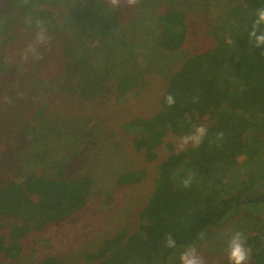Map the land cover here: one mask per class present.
<instances>
[{
  "label": "trees",
  "instance_id": "obj_1",
  "mask_svg": "<svg viewBox=\"0 0 264 264\" xmlns=\"http://www.w3.org/2000/svg\"><path fill=\"white\" fill-rule=\"evenodd\" d=\"M49 1L28 4L27 9L23 1L19 4V0H12L7 13L20 5L23 13L19 12L14 22L24 28L26 36H31L32 26L22 24ZM90 1L66 0L65 3L76 10ZM176 1L179 5H175ZM225 1V13L212 30L211 44L188 53L168 73L159 110L152 115L136 116L127 123L134 147L148 161L157 159L159 146L165 144L171 151L160 163L155 189L139 213L140 227L136 231L122 228L105 238L96 251L86 255L89 261L180 264L179 255L186 247L215 241L226 232V227L238 221L251 229L246 240L250 249L248 264H264V192H259L257 186L263 183L264 187V171L250 169L239 183L229 181L232 174L229 170L240 165L243 157L264 166V46H256L246 32L256 9L264 7V0ZM100 2L96 6L98 10L109 9L105 0ZM168 2L172 5L167 7ZM120 7L122 15L129 12L131 21L138 12L146 11L152 32L150 40L163 53L184 48L191 26L202 23L192 20L191 13L179 0H164L160 7L156 5L155 13L153 3L139 11L133 10L135 5ZM164 7L167 8L160 11ZM81 27L78 19L71 16L60 17L58 25L48 27L54 54H61L64 60V82L51 89L59 86L62 91L81 94L83 105L89 107L93 103L103 106L112 96L129 93L140 83L145 84L147 74L142 81L131 70V60L140 54L146 58L149 52H134L130 43L124 47L129 51L125 58L110 56L106 52L111 48L119 51L124 38L104 39L98 44L97 40L76 43L74 33ZM203 28L202 25L198 35ZM122 29L116 31L124 33ZM87 52H90L88 57ZM66 74L70 76L68 80ZM169 93L176 101L171 107L165 103ZM196 125L208 130L198 148L190 146L175 152L173 144L165 142L168 134L184 136ZM218 132L224 133L222 139L217 138ZM55 166L58 167L54 174L22 169L21 180L11 178L0 182V264L23 254L31 232L74 221L86 206L92 193V176L67 178L65 168ZM188 175L193 176V182L190 188H184L181 180ZM141 176L136 171L125 172L119 176L118 183L131 185L140 181ZM201 233L205 234L203 240L198 239ZM168 234L176 239L175 249L166 247ZM39 264L59 262L47 257ZM223 264L231 261L224 260Z\"/></svg>",
  "mask_w": 264,
  "mask_h": 264
},
{
  "label": "rangeland",
  "instance_id": "obj_2",
  "mask_svg": "<svg viewBox=\"0 0 264 264\" xmlns=\"http://www.w3.org/2000/svg\"><path fill=\"white\" fill-rule=\"evenodd\" d=\"M19 1V4L24 2ZM44 1L27 0L25 8L28 4ZM65 1L50 0L44 8L32 14L31 36H26L24 28L14 22L19 12L23 13L19 4L18 9L13 8L11 13L6 12L0 17V182L11 178L21 180L22 169L54 174L58 167L55 165H60L67 171V178L91 175L92 193L74 221L31 232L24 243L23 254L7 264H39L47 257H53L59 264H101L98 260L89 261L86 255L96 251L105 238L120 229L136 231L140 227L139 213L155 189L160 163L171 150L165 144L159 146L157 159L148 161L134 147L133 134L127 131V123L136 116L152 115L159 110L168 73L188 53L211 44L212 30L223 17L226 4L225 0H211L209 3L179 0L191 13V19L202 20V23L191 26L184 48L163 53L150 40L152 32L148 28L146 11L138 12L131 21L129 12L122 15L121 5L115 10L102 11L96 8L100 0H92L86 7L81 5L74 10ZM163 1L139 0L133 10L139 11L153 3L155 13L156 5L160 7ZM169 5L172 4L168 2L166 6ZM175 5L179 2L176 1ZM167 7L160 8V11ZM70 16L82 25L74 33L76 43L97 40L98 44L104 39L124 38L119 51L111 48L106 54L125 58L129 51L124 47L130 43L134 52H149L146 58L140 54L131 60V70L139 74L142 81L147 74L145 84L140 83L129 93L112 96L103 106L93 103L89 107L83 105L81 94L62 91L59 86L51 89L64 82V60L61 54H54L51 41L40 48L43 56L40 60L30 58L24 61L21 54L34 39L36 20L52 27L58 25V18ZM202 25V35H198ZM121 29L124 33L116 31ZM89 55L87 52V57ZM69 77L66 74L67 80ZM181 137L170 133L165 142L173 144V151H180ZM240 161L233 171L229 170L232 183L246 178L250 169L264 171V166L254 160L243 157ZM134 171L142 174L140 181L125 186L118 183L121 174ZM257 186L259 192H264L263 183ZM225 229L217 240L196 246L206 264H223L224 260H229L227 242L231 234L241 231L247 240L251 231L238 221Z\"/></svg>",
  "mask_w": 264,
  "mask_h": 264
},
{
  "label": "clouds",
  "instance_id": "obj_3",
  "mask_svg": "<svg viewBox=\"0 0 264 264\" xmlns=\"http://www.w3.org/2000/svg\"><path fill=\"white\" fill-rule=\"evenodd\" d=\"M109 5L108 8L115 10L121 4H127L128 6H133L137 3V0H105ZM27 3V0H24ZM25 25L31 27L33 24V19L29 16L25 21ZM36 32L34 39L27 47L23 50L21 54V59L28 61L30 58L34 60H40L43 58L40 52L41 47H46L50 41L48 35V27L42 20L35 21ZM246 32L254 41L256 46H264V7H259L256 9L255 18L251 22L250 29ZM194 102H197L194 100ZM165 103L171 107L176 101L175 97L169 93L165 97ZM207 128L203 125L194 126L193 131L190 134L184 135L180 138L179 149L183 150L186 146L191 144L193 148H198L202 143L203 139L207 135ZM224 137L223 132L217 133V138L222 139ZM193 182V176L188 175L181 180V185L184 188H190ZM205 234L201 233L198 239L203 240ZM166 247L170 249H175L177 247L176 239L173 235L168 234L166 237ZM227 255L231 264H248L250 260V249L246 247V240L244 234L241 231H235L231 234L227 242ZM180 264H206L205 259L199 254L196 246H189L184 249L179 255Z\"/></svg>",
  "mask_w": 264,
  "mask_h": 264
},
{
  "label": "water",
  "instance_id": "obj_4",
  "mask_svg": "<svg viewBox=\"0 0 264 264\" xmlns=\"http://www.w3.org/2000/svg\"><path fill=\"white\" fill-rule=\"evenodd\" d=\"M12 0H0V17L10 8Z\"/></svg>",
  "mask_w": 264,
  "mask_h": 264
}]
</instances>
